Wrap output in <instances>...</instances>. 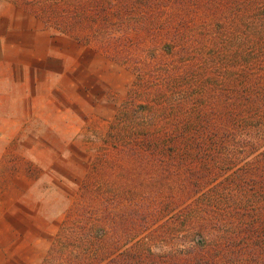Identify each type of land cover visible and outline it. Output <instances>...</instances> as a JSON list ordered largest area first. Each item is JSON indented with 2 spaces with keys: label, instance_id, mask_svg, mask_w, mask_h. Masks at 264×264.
Masks as SVG:
<instances>
[{
  "label": "trees",
  "instance_id": "16d2710c",
  "mask_svg": "<svg viewBox=\"0 0 264 264\" xmlns=\"http://www.w3.org/2000/svg\"><path fill=\"white\" fill-rule=\"evenodd\" d=\"M53 3L136 73L69 264H264V0Z\"/></svg>",
  "mask_w": 264,
  "mask_h": 264
},
{
  "label": "rangeland",
  "instance_id": "374dc122",
  "mask_svg": "<svg viewBox=\"0 0 264 264\" xmlns=\"http://www.w3.org/2000/svg\"><path fill=\"white\" fill-rule=\"evenodd\" d=\"M47 2L0 0V264L84 259L72 221L136 78L96 40L60 29Z\"/></svg>",
  "mask_w": 264,
  "mask_h": 264
}]
</instances>
